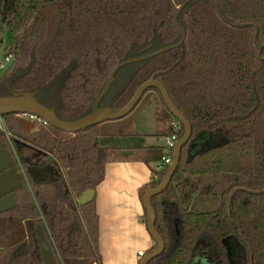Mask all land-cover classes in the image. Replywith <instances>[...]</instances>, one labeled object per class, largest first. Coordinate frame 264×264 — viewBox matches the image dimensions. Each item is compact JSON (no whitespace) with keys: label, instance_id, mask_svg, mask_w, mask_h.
I'll return each mask as SVG.
<instances>
[{"label":"trees","instance_id":"16d2710c","mask_svg":"<svg viewBox=\"0 0 264 264\" xmlns=\"http://www.w3.org/2000/svg\"><path fill=\"white\" fill-rule=\"evenodd\" d=\"M183 1L0 0V20L11 34L4 56L14 59L0 78V98L33 93L59 121L83 120L119 62L180 41L174 14ZM212 1L220 13L209 0H189L177 16L185 31L182 44L121 67L98 106L122 109L142 83L154 79L191 125L168 186L151 198L164 249L147 264H230L224 243L231 237L239 243L240 264H264V0ZM151 100L155 136L176 133L179 139L184 127L156 87L145 90L128 114ZM1 115L12 147L1 129L0 140L26 180L20 174L14 207L0 213L16 234L0 248V264L42 262L37 226L55 264H102L95 189L119 150L100 147L95 137L117 135L115 122L125 116L68 132L36 123L25 130L15 112ZM162 154L161 146H150L136 149L135 157L149 163ZM46 156L61 181L32 177L30 169ZM168 167L153 171L141 197ZM87 190L91 197L80 202ZM199 193L210 198L209 209H191Z\"/></svg>","mask_w":264,"mask_h":264},{"label":"crops","instance_id":"0c3cea01","mask_svg":"<svg viewBox=\"0 0 264 264\" xmlns=\"http://www.w3.org/2000/svg\"><path fill=\"white\" fill-rule=\"evenodd\" d=\"M1 45L0 40V49ZM6 47L7 45L3 47V50ZM146 117H148V124L145 123V125ZM115 127L117 135L95 137L100 147L119 150V158L109 159L105 163L104 177L95 189L98 249L102 264H139L140 259L137 257V252L144 250L146 254L154 245L143 222L144 207L141 202L140 189L152 180L158 161L146 163L135 155L138 148L161 146L162 144L163 137L155 136L158 128L155 100H151L147 105L117 120ZM15 161L18 162V159L16 158ZM43 167H50L44 172L52 174L55 180L60 177L61 171L54 164L45 162L38 164L36 168L39 170ZM91 195L92 191L87 190L82 197L88 199ZM11 237L13 239L10 241ZM15 238L14 231L8 228V245ZM81 262L87 263L86 260H78L77 263ZM89 264L97 263L90 262Z\"/></svg>","mask_w":264,"mask_h":264},{"label":"water","instance_id":"95a60500","mask_svg":"<svg viewBox=\"0 0 264 264\" xmlns=\"http://www.w3.org/2000/svg\"><path fill=\"white\" fill-rule=\"evenodd\" d=\"M188 1L189 0H184L174 14L175 24L178 26V28L180 29V33H181L180 41L176 44L163 47L150 54H146L144 56H139L135 58H128L126 60L119 62L111 71L102 91L100 92L99 96L95 100L91 113L83 120L78 121L76 123H66V122L59 121L54 116V113L51 109L45 107L44 105L40 104L36 100L33 93L13 94L10 97L0 98V114L3 112H15V114L16 113H32L44 119L48 124H51L52 126H55L57 128H60L68 132H75L89 125H92L94 123L103 122L106 120H116V119H120L124 117L136 106L137 102L139 101V99L141 98L145 90H147L149 87H152V86L158 88V90L161 93V97L166 107L168 108V110L171 112L173 116H175L182 123L184 127V132L182 136L176 142V145L173 150V161L169 165L166 172L164 173L161 182L156 186H148L143 191L141 202L147 212L146 227H147V230L152 240L156 244V248L153 251L146 253L140 259L139 264H147L151 259L158 256L164 249V240L161 234L155 228L156 213L151 204V198L154 195H157L160 192H162L168 186L171 180V177L177 168L179 158H180L181 148L189 140L191 136V125L188 119L173 104L164 85L161 82L154 80V79H151V80H148L142 83L138 87V89L135 91L134 95L132 96L130 101L127 103V105L123 107L122 109L113 110L111 108H104V109L99 110L98 106H99L101 99L103 98L106 91L108 90V87L115 73L121 67L129 63H133L136 61H140L143 59H147V58L159 55L169 49H172L182 44V42L185 39V31L178 24L177 16L179 12L181 11V9L188 3ZM209 1L215 7L217 12L220 13L214 1L212 0H209ZM229 23L235 26L243 25V23H232V22H229ZM256 34H257V28L255 29V33H254L255 41L257 40ZM260 53H261V46L258 44V57L259 58H260ZM17 123L20 127H22L25 130H31L33 127V123L29 120H25L24 118H18ZM47 169H50V167H46V168L43 167L39 170L37 168H31L30 173L34 179L49 178L51 180H54L55 178H53L52 174L50 173L47 174L44 172ZM20 174L21 173L19 172V170H17V168L13 166L10 155L8 154V151L6 147L4 146L3 142L0 140V213L10 210L11 208L14 207L15 199H14L13 191L16 188H18L21 184ZM88 199L81 197L79 201L85 202ZM36 233H37V241H38L40 251L42 254V262L40 264H55L50 248L39 226L36 227Z\"/></svg>","mask_w":264,"mask_h":264},{"label":"rangeland","instance_id":"374dc122","mask_svg":"<svg viewBox=\"0 0 264 264\" xmlns=\"http://www.w3.org/2000/svg\"><path fill=\"white\" fill-rule=\"evenodd\" d=\"M10 39H11L10 32L4 26H2L1 21H0V40L2 42L1 49H0V61H3L4 60V50H3V47L5 45L8 46V44L10 42ZM13 63H14V59H13V57H11L10 62H8L5 65L4 68H0V78L4 74H6L9 71H11L12 66H13ZM147 104L148 103L143 104L141 107H143V106H145ZM130 114H128V115H130ZM15 117H16V119H18V118H24V117H20V116H16V115H15ZM24 119L27 120L26 118H24ZM145 123L148 124V117L145 118L144 124ZM129 129L131 130V127H129ZM12 149L13 148H11V151H12V153L14 155V150H12ZM14 158L16 159L15 155H14ZM14 162H15V165L17 166L18 170H20L19 163L17 161H14ZM45 162H47L49 164H54L57 167L55 161L50 156H46L45 158H42L39 163L41 164V163H45ZM22 177H23V179H25V177L23 175H22ZM57 180L58 181H61L62 179L61 178L60 179L57 178ZM205 180L209 181V179H205ZM207 181H204V183L207 182ZM203 199L206 200V201H203ZM207 200L210 201V198H200V193H199L197 195V197H196V199H195V201H194L191 209L192 210H206V209H209L213 204L210 203V202H208ZM12 239H13V237L10 238V241ZM8 244H9L8 243V226H7V223L5 222L4 217H0V247H7ZM224 244H225V252L227 254V257L229 259L230 264H240L239 259H237V256L239 255V250H238L239 249V243H238V241L235 238L231 237V238L226 239ZM66 264H69V263L67 262ZM76 264H78V263H76ZM80 264H82V263H80Z\"/></svg>","mask_w":264,"mask_h":264},{"label":"built area","instance_id":"2783aa9c","mask_svg":"<svg viewBox=\"0 0 264 264\" xmlns=\"http://www.w3.org/2000/svg\"><path fill=\"white\" fill-rule=\"evenodd\" d=\"M10 60H11V56H4V60L0 61V68H4L5 65L8 62H10ZM15 115L20 116V117H24L27 120L31 121L33 124L36 123V124L48 125V123L44 119H42V118H40L37 115L32 114V113H16ZM173 126H174V128H177V124L174 123ZM0 129L4 132L5 139L8 141L10 147H12L11 141H10V132L6 127L5 122H4V118L1 114H0ZM177 141H178V138H177L176 133H172L166 137H163L162 144H161L163 154H162L160 161H158V163H157V167H156L157 170H161V168L163 166L170 165L172 163V161H173V150H174V147H175ZM19 171L26 179L24 170L21 167V165H20ZM144 255H145L144 250H139L137 252L138 259H141Z\"/></svg>","mask_w":264,"mask_h":264}]
</instances>
